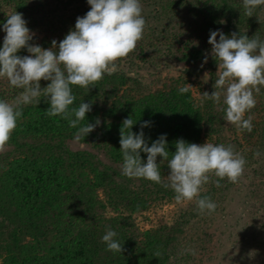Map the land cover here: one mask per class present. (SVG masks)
<instances>
[{
    "label": "trees",
    "instance_id": "16d2710c",
    "mask_svg": "<svg viewBox=\"0 0 264 264\" xmlns=\"http://www.w3.org/2000/svg\"><path fill=\"white\" fill-rule=\"evenodd\" d=\"M85 2L87 0H0V47L6 35L3 23L15 12L22 14L27 22L33 35L30 44L48 49L56 40L58 46L69 31L74 30L76 21L71 18L87 13ZM140 3L145 7L156 4L161 16L181 11L189 14L191 20L185 26L180 24L179 29L164 27L158 32L148 27L135 50L116 62L120 68L114 74H105L87 89L72 86L75 100L70 108H78L82 102L91 104V111L79 126L94 124L97 118L101 121L91 133L76 140L77 128H71L68 121L59 116L46 115L50 104L43 97L38 104L21 105L22 116L4 151L0 152V264H196L194 238L186 229L195 231L201 226L202 230L205 217H201L200 224L190 210L169 223L144 230L136 226L135 215L176 200L174 191L163 184L142 178L129 179L121 174L122 121L132 117L136 123L131 130L137 134L144 121L150 122L143 128L149 146L166 134L169 158L179 139L198 145L209 141L234 148L236 138L226 139L227 131L233 128L223 119L225 89H216L221 93L220 103L202 96L204 92L211 95L215 91L213 78L218 70L208 39L210 31L219 30L229 37L232 33L246 34L264 41V17L260 19L264 6L257 7L253 16L248 17L243 0H140ZM60 4L63 8H72L70 18L61 13ZM43 24L46 27L42 28ZM36 30L42 35L35 33ZM164 49L172 60L186 66L185 72L158 77L157 84L151 87L123 70L131 68L136 61L147 64ZM17 55L23 57L30 53L25 48ZM187 65L190 68L187 69ZM203 67L210 68L212 82L206 88H198L199 96L194 95L191 87L187 93L180 94L179 88L193 84L190 77H198ZM48 83L50 81L41 80V88ZM203 85L198 83V86ZM22 91L11 86L6 78H0V99L13 103ZM254 94L256 105L244 115V119L252 118L253 130L251 133L240 131L243 141L251 148L242 149L241 155L246 160L245 166H250L255 159L261 167L264 164V86ZM72 140L90 145L95 152L72 149L68 146V141ZM236 145L237 149L244 146L243 142ZM98 152L104 153L111 163L102 162ZM141 158L146 161L147 154L142 152ZM161 159L158 156L157 162L162 180L167 183L170 170L167 161ZM214 177L210 176L208 183L201 187L202 190L207 186L208 190L201 192L199 198L210 197L209 191L215 190L212 184L218 179ZM220 183L231 184L227 179ZM251 185L245 186L249 196L255 192ZM259 227L262 236L258 238L254 230L249 231L248 238V229L244 228L238 240L229 245L231 252L237 253L234 249L240 245V251H254L263 263L264 220L259 222ZM108 228L117 233L114 239L123 245L122 253L106 250L102 236ZM204 242L201 239V255L204 251L207 253ZM157 251L161 253L159 257H155ZM203 261L201 259V264Z\"/></svg>",
    "mask_w": 264,
    "mask_h": 264
},
{
    "label": "clouds",
    "instance_id": "9594fccd",
    "mask_svg": "<svg viewBox=\"0 0 264 264\" xmlns=\"http://www.w3.org/2000/svg\"><path fill=\"white\" fill-rule=\"evenodd\" d=\"M87 3L90 10L77 18L74 30H70L58 46L53 40L52 47L48 49L29 43L33 35L22 14L8 15L3 23L6 35L0 47V78H6L11 86L23 91L13 103L0 99V152L4 151L22 116L21 105L38 104L41 97L50 104L46 110L48 117L59 116L67 120L71 128L78 129L76 140L84 138L100 125L97 118L94 124L79 126L86 113L91 111V104L82 102L78 108H70L75 100L72 86L87 89L103 79L105 74H114L116 62L134 51L143 38L146 21L140 0H87ZM261 5H264V0H243L245 15L252 17ZM208 43L212 46L211 56L218 65V78L214 84L215 91L211 95L204 92L202 96L220 103L221 93L216 89H225L223 119L239 131L251 133L252 118L244 119V115L256 105L254 92L259 93L264 86V41L256 36L249 38L246 34L232 33L229 37L216 30L210 31ZM25 48L30 55H17ZM204 62H207V56ZM41 80L50 83L41 88ZM190 86L180 87L179 93H187ZM135 123L132 117L122 121L119 140L123 158L121 174L129 179L142 178L163 184L174 191L177 202L196 199L200 213L210 215L217 208L210 197L198 198L210 175L218 178L215 185L221 187V180L237 183L243 174L246 160L231 145L209 142L198 145L179 139L175 142V152L169 158L166 134L149 146L143 128L150 122L144 121L138 134L131 130ZM142 152L147 154L146 161L141 158ZM158 156L167 161L170 170L166 176L167 183L162 180ZM116 236L117 233L108 228L102 242L106 244L107 251L122 253L123 245L114 239ZM160 255L159 251L155 253V257Z\"/></svg>",
    "mask_w": 264,
    "mask_h": 264
},
{
    "label": "rangeland",
    "instance_id": "374dc122",
    "mask_svg": "<svg viewBox=\"0 0 264 264\" xmlns=\"http://www.w3.org/2000/svg\"><path fill=\"white\" fill-rule=\"evenodd\" d=\"M72 5L74 6V4ZM60 6L63 9L61 13L67 18H70L73 14L72 8L68 6L63 8L61 4ZM84 7H87L86 12L90 10V5L87 2H85ZM158 9L159 7L156 4H152V6L149 7H145L144 4L142 5V16L146 21V27L144 30H149L147 29L148 27L155 28L158 32L164 27H170L169 30L173 28L179 29L180 24L185 26L186 23L191 20L189 14L181 13V11L176 15L161 16L157 12ZM155 16H157L156 19H154ZM262 17H264V13L260 14V19H262ZM77 18L78 17H72L71 19L76 21ZM41 27L44 28L46 25L43 24ZM35 33L42 35V32L37 30ZM165 51L166 49H164L163 52L151 57L147 64L136 61L131 68L126 67L123 68V70L128 75L139 78L144 84L151 85V87L157 84L158 77L164 78L166 76H178L181 75V72H185L184 69L186 66L183 67L182 64L172 60L171 54ZM119 66H116V69H119ZM188 68H190V65H187V69ZM217 78L218 74L216 73L214 74V81ZM213 79L211 77L210 68L208 67H203L202 71H199L198 77L191 76L190 80L194 83L191 84L192 87H190L194 95L199 96L198 88H206V86L212 82ZM199 82L204 83V85L202 87L198 86ZM231 125L233 131H227L228 134H226V139H232V137L236 138V140H234V149L236 153L241 155L242 149L248 150L251 146H249L247 142L243 141L242 133L237 129V127L233 124ZM238 142H243L244 146L238 147L237 149L236 144ZM68 146L72 149L91 150L90 145L76 140L68 141ZM91 151L95 152L93 149ZM98 158L104 163H111L104 153L98 152ZM254 161L255 159L250 166H244L243 174L237 183L216 187V180H214V184L212 185L215 186V190H210L209 193L211 200L215 202L217 208L212 214L209 215L207 212L200 213L196 205V199L192 201L185 200L182 202L173 200L165 204L155 205L149 210L135 215L136 226L140 230H144L159 223H169L178 219L181 213L193 210L195 213L194 218H196L200 224L201 217H205L202 224V230L201 226L200 229L195 231L188 228L186 229V233L189 234L191 232V236L194 238L193 249L195 252L194 255H196V264H201V259L204 260L202 264H264V261L262 263L261 258L254 251L250 252L249 249L247 252L240 251V245L237 249H234L237 253L231 252L232 249L229 248V245L231 247L232 242L238 240V235L244 231V228L248 229V234H246L248 238H250V232L253 230L256 238H258V236H262V230L259 227V222L264 220V164L259 167ZM255 171H259L260 173L257 174ZM210 176L212 177L213 175ZM249 183H252L251 188L255 189V192L250 196L249 191L245 188V186ZM255 185H257V187H254ZM207 190V186H204L202 190H200L199 197H201V192L204 193ZM201 232H205L206 234H201ZM217 238L220 240L219 243ZM201 239L205 240L203 248L205 247L207 249V253L205 254L204 251L202 255ZM247 247L248 245H246V248Z\"/></svg>",
    "mask_w": 264,
    "mask_h": 264
}]
</instances>
